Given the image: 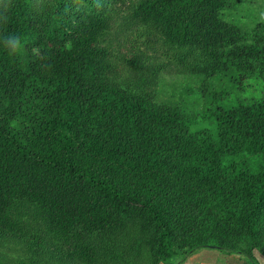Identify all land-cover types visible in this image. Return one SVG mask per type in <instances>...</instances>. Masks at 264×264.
I'll return each mask as SVG.
<instances>
[{"label":"trees","instance_id":"1","mask_svg":"<svg viewBox=\"0 0 264 264\" xmlns=\"http://www.w3.org/2000/svg\"><path fill=\"white\" fill-rule=\"evenodd\" d=\"M234 1L0 0V242L41 241L10 214L26 202L59 238L47 264H96L134 230L154 263L264 258V21L226 20ZM111 28L189 59L201 110L120 87Z\"/></svg>","mask_w":264,"mask_h":264},{"label":"rangeland","instance_id":"2","mask_svg":"<svg viewBox=\"0 0 264 264\" xmlns=\"http://www.w3.org/2000/svg\"><path fill=\"white\" fill-rule=\"evenodd\" d=\"M233 4L230 10L224 12L226 20L244 29L264 21V0H235ZM103 45L110 52V62L116 72L115 81L123 89L147 95L157 104L179 108L186 114L201 110L203 78L184 69L183 61L187 63L189 59L176 58L177 50L162 44L152 34L141 31L138 34H121L113 28L105 35ZM132 58L136 59L134 67L128 65ZM211 83L217 86V83ZM10 214L24 228L26 241L33 235L41 241L37 245H32L31 241L14 245L2 240L0 264H47L42 256L44 253L50 255L54 247L60 246V241L48 230L38 208L34 204L16 202L11 206ZM137 236L138 232L134 230L122 235L112 234L109 240L108 237L97 240L100 259L96 264H176L180 261L182 253L168 262L154 263L144 248L138 250L135 247ZM31 251L36 253L31 254ZM253 255L257 264H264V258L259 253L254 251ZM190 256L178 264H184ZM48 264L60 263L52 260ZM241 264L247 263L242 261Z\"/></svg>","mask_w":264,"mask_h":264},{"label":"crops","instance_id":"3","mask_svg":"<svg viewBox=\"0 0 264 264\" xmlns=\"http://www.w3.org/2000/svg\"><path fill=\"white\" fill-rule=\"evenodd\" d=\"M214 249H202L191 254L184 264H241L242 260L237 255H219Z\"/></svg>","mask_w":264,"mask_h":264}]
</instances>
